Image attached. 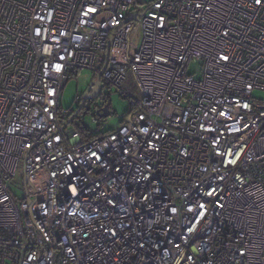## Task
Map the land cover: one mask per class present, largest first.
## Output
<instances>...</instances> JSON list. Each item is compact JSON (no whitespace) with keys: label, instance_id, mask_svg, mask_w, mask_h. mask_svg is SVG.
I'll list each match as a JSON object with an SVG mask.
<instances>
[{"label":"built area","instance_id":"built-area-1","mask_svg":"<svg viewBox=\"0 0 264 264\" xmlns=\"http://www.w3.org/2000/svg\"><path fill=\"white\" fill-rule=\"evenodd\" d=\"M82 69L116 126L61 107ZM254 90L264 0H0V264H264Z\"/></svg>","mask_w":264,"mask_h":264},{"label":"rangeland","instance_id":"rangeland-1","mask_svg":"<svg viewBox=\"0 0 264 264\" xmlns=\"http://www.w3.org/2000/svg\"><path fill=\"white\" fill-rule=\"evenodd\" d=\"M149 1L150 0H136V3L140 7V5H143ZM133 43L135 44V39H133ZM99 55H101V53H99ZM95 66L99 67L101 65L97 61ZM187 71L193 73L194 75L196 73L198 74L199 66L192 63L189 65ZM91 75V70L82 69L78 72L77 76L68 80L62 90L60 97L61 107L70 110H75L78 107L79 102L76 98L77 96H80V99L84 97L86 86L90 82ZM252 95L254 98L262 99L264 98V91L254 90ZM100 99H103L108 103L110 111L109 115L102 119L101 123L92 120V113H95L94 107H89L86 105L78 114V119L82 120L86 126L93 130H106L116 126L126 116L131 107L127 98L118 95L112 89L104 86H102L100 89L99 101ZM8 188L16 200L22 197L21 189L16 187L12 182L8 184Z\"/></svg>","mask_w":264,"mask_h":264},{"label":"flooded vegetation","instance_id":"flooded-vegetation-1","mask_svg":"<svg viewBox=\"0 0 264 264\" xmlns=\"http://www.w3.org/2000/svg\"><path fill=\"white\" fill-rule=\"evenodd\" d=\"M94 80L95 79H92V80H90V82L91 81H94ZM89 83L86 86L85 95L86 96H90L91 94H93V96L91 98L88 97V99L85 100V102H84V104L82 106V109L86 105L89 106V107H94V108H99V107L104 106V104L106 103V101L103 100V99L102 100L100 99V101H99V98H100V89L102 87V84L99 82V91L95 94L94 93V88H93L94 85H89ZM81 100H82V98L80 99L79 104L81 103Z\"/></svg>","mask_w":264,"mask_h":264},{"label":"water","instance_id":"water-1","mask_svg":"<svg viewBox=\"0 0 264 264\" xmlns=\"http://www.w3.org/2000/svg\"><path fill=\"white\" fill-rule=\"evenodd\" d=\"M89 85H94L93 87L94 93L96 94L99 91V78H96L94 81H91ZM92 96L93 94H91L90 96L84 95V97L81 100V103L79 104L78 108L75 110L74 115L70 120H72L81 111L85 100L88 99V97L91 98ZM109 113L110 112H108L105 107L95 109V114L98 115L100 118L106 117L107 115H109Z\"/></svg>","mask_w":264,"mask_h":264},{"label":"trees","instance_id":"trees-1","mask_svg":"<svg viewBox=\"0 0 264 264\" xmlns=\"http://www.w3.org/2000/svg\"><path fill=\"white\" fill-rule=\"evenodd\" d=\"M78 106H79V105H78ZM77 108H78V107H77ZM77 108H76V109H77ZM76 109H75V110H76ZM75 110H73V113L75 112ZM81 110H82V109H81ZM80 112H81V111H80ZM80 112H79V113H80ZM102 119H103V118H100V117H99V118H98V123H101Z\"/></svg>","mask_w":264,"mask_h":264},{"label":"snow or ice","instance_id":"snow-or-ice-1","mask_svg":"<svg viewBox=\"0 0 264 264\" xmlns=\"http://www.w3.org/2000/svg\"><path fill=\"white\" fill-rule=\"evenodd\" d=\"M260 2V0H257V3H259Z\"/></svg>","mask_w":264,"mask_h":264}]
</instances>
